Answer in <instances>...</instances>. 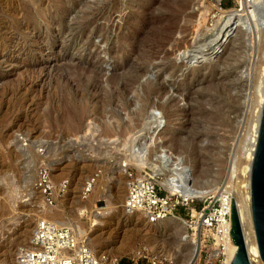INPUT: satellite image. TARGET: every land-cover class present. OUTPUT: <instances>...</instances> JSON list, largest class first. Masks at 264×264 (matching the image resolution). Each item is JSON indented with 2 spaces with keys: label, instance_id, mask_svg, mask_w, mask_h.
<instances>
[{
  "label": "rangeland",
  "instance_id": "374dc122",
  "mask_svg": "<svg viewBox=\"0 0 264 264\" xmlns=\"http://www.w3.org/2000/svg\"><path fill=\"white\" fill-rule=\"evenodd\" d=\"M236 8V0H0V264H16L40 219L54 215L78 223L97 254L126 264L142 247L174 264L192 260L203 235L189 227L190 209L202 202L179 209L186 225L148 224L125 211L126 177L113 162L155 113L152 152L183 159L197 187L222 186L254 111L257 41L237 25L218 50H191ZM90 123L96 137L83 140ZM30 149L48 155L36 169L58 188L69 184L54 208L35 188L26 196Z\"/></svg>",
  "mask_w": 264,
  "mask_h": 264
},
{
  "label": "bare ground",
  "instance_id": "6f19581e",
  "mask_svg": "<svg viewBox=\"0 0 264 264\" xmlns=\"http://www.w3.org/2000/svg\"><path fill=\"white\" fill-rule=\"evenodd\" d=\"M241 6H242L241 9L236 8L221 14L218 23L215 26H213V28H207V31L209 32L207 38L205 40L196 42L195 45L196 51L191 50L193 51V53H198V54H204V51L212 50V52H214L218 50L224 44L230 33L234 30V28L237 27V25H244L245 32L249 34L250 33L254 34L253 36L257 41L256 51L258 53L257 56L258 58L256 57L255 58L258 61H256L257 63L256 62L254 63L255 67L252 66L253 68H255V71H253L252 69V71L254 72V74L252 73L254 77L252 76L253 79L251 78L252 86H253L252 89L253 98L251 104L253 105L255 112L252 111L253 113L251 114L250 117H248L249 119L246 120L248 122H245L247 126L245 125L246 128L243 133V136L240 137L241 140L236 145L237 147L232 154L228 177L227 179H225V182L222 184V186H218L217 184H215L210 187H201V188L197 187L193 183L191 171L184 166L183 159H181L180 157H173L172 154L167 153L163 149H161L158 152L155 151L152 152L151 149L152 140L156 134L157 128L161 123L159 122L158 116L155 115V113H152L148 117V120L145 123L144 128L141 129L140 131L141 134L139 133V135H137L134 133L129 138H126L127 141L124 144H122L123 145L122 149H124L126 153L121 156L119 155L120 157L117 159L118 161H114L113 164H114L115 172L125 173L128 168H135L138 170V173L140 175L149 174V176L157 180L158 184L166 192L172 195H176L184 200L205 201L209 199V197L216 196L221 192L228 194L230 196L231 202L232 199H234V202L236 203V207L242 225L245 245L251 263L264 264L260 260V254H259L254 227H253L252 212H251V169L255 157V152L259 137L261 115L264 106V0H254V2L248 6L245 3H242ZM261 19L263 20V22ZM251 23L254 24L255 27L254 29L253 28L251 29ZM195 40H197V38ZM255 48L256 47H254V49ZM95 127L96 125L94 126V124L92 123L88 125V130L86 131V135L83 138V140L85 139L88 141L96 137L95 135H93L95 131ZM120 150H118L119 153ZM24 154L28 157V161L30 159L29 162L27 161L28 163L26 169L27 173L25 174V179H24L25 180L24 183L26 186L24 191L27 192L26 196H34L35 195L34 186L35 183L37 182V177L39 172V170L36 169L37 166L35 164L36 163L35 161L36 159L47 161L46 159L48 158L46 156L48 155L47 153L46 155L40 154L39 151H37V153L35 154L33 153L32 149L24 151ZM55 165H56L55 162H50L48 164V166L52 169H54ZM146 171H149L150 173H147ZM81 209H84V207H81L79 210L82 211ZM99 216L100 215H95L94 217L98 218ZM59 217H60L59 215H54V219H53L54 222L52 223L56 224L57 226H67L72 228L75 231V234L79 242L87 241L90 245L91 242L88 241L89 239L87 240L89 236L86 237L85 236L86 233L85 235H83V233L81 234L82 231L79 232L77 227L78 223L76 225L72 221L58 220ZM44 219L49 220L47 216H43L40 220H44ZM174 220H179V219L169 218L165 221L159 222L158 224L162 225L166 223L167 225V223H171ZM182 222L184 223V221L181 220V223ZM185 223L184 225H186ZM229 225L231 227V222ZM228 255H229V261L232 260L234 256V247H232L231 244L229 247Z\"/></svg>",
  "mask_w": 264,
  "mask_h": 264
},
{
  "label": "built area",
  "instance_id": "2783aa9c",
  "mask_svg": "<svg viewBox=\"0 0 264 264\" xmlns=\"http://www.w3.org/2000/svg\"><path fill=\"white\" fill-rule=\"evenodd\" d=\"M254 0H236V7L247 6ZM127 196L124 203L129 214H142L148 224H158L169 218L184 220L178 215L179 209H187L190 202L168 192L162 194L154 178L138 174L132 168L125 172ZM95 177L84 186L86 198L95 186ZM68 182L58 188L52 181L47 168L38 172L34 188L44 197L45 203L54 208L59 196L68 190ZM202 205L190 209L189 227L194 234L203 235L197 241L192 260L188 264H231L229 261L231 199L224 192L211 196ZM186 222V221H185ZM211 241H206V239ZM205 240V241H204ZM16 264H126L120 258L99 255L91 247L79 242L75 231L67 226H57L49 220H40L27 247L19 249ZM136 260V261H135ZM146 260L147 264H174V260L164 254L150 251L147 247L139 249L133 264Z\"/></svg>",
  "mask_w": 264,
  "mask_h": 264
},
{
  "label": "water",
  "instance_id": "95a60500",
  "mask_svg": "<svg viewBox=\"0 0 264 264\" xmlns=\"http://www.w3.org/2000/svg\"><path fill=\"white\" fill-rule=\"evenodd\" d=\"M251 212L260 260L264 263V106L251 169ZM230 243L234 247L231 264H252L245 245L242 225L234 199H232L231 204Z\"/></svg>",
  "mask_w": 264,
  "mask_h": 264
},
{
  "label": "trees",
  "instance_id": "16d2710c",
  "mask_svg": "<svg viewBox=\"0 0 264 264\" xmlns=\"http://www.w3.org/2000/svg\"><path fill=\"white\" fill-rule=\"evenodd\" d=\"M223 6L226 7L227 5L224 3Z\"/></svg>",
  "mask_w": 264,
  "mask_h": 264
}]
</instances>
